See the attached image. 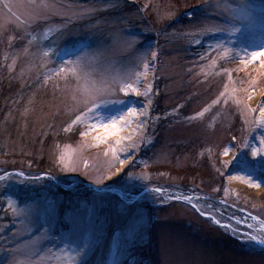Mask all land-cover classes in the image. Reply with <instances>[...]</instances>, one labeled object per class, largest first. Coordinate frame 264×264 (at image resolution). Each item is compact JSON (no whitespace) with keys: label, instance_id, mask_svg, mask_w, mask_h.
Masks as SVG:
<instances>
[{"label":"rangeland","instance_id":"obj_1","mask_svg":"<svg viewBox=\"0 0 264 264\" xmlns=\"http://www.w3.org/2000/svg\"><path fill=\"white\" fill-rule=\"evenodd\" d=\"M9 2L21 0H0V174L24 175L0 182V261L8 255L3 245L11 241L13 248H34V264H73L69 259L72 247L85 242L91 247L77 258L80 264H113L114 260L119 264H264V247L239 235L264 236L258 231L260 225L250 219L256 216L264 222V187L249 188L240 179L230 178L249 174L255 165L251 175L264 182V161H252L250 156L251 148L260 146L264 129L254 128L252 117L241 115L245 104L255 108L261 101L264 69L259 62L247 67L239 62L242 48L250 51L264 46V0H248L255 6L254 37L246 40L238 35L234 44L228 43L226 34L203 31L204 27L222 26L227 14L215 7L219 0H121L118 9L99 0H56L66 10L35 31L23 23L27 10L9 12L4 7ZM85 9L95 11L74 14ZM49 29V39L43 41V33ZM25 30L37 38L32 45ZM115 32L139 40L128 51L118 45L112 48L109 56L118 63L135 66L137 57L147 49L156 50L159 58L141 85L153 84L151 123L131 141L147 137L153 143L141 145L135 158L125 162L120 176L109 180L110 171L116 168H107L111 154H103L114 141L95 146V133L81 135L92 121L91 115L70 131L63 130L77 114L65 80L54 74L64 53L53 54L47 66L41 67L37 46L54 41L57 50L75 46L91 51L100 45L111 46ZM218 42L232 49L227 57L217 58L211 50ZM202 55L206 59L201 60ZM147 56L150 61V52ZM225 69L232 73L231 81ZM137 70H143L142 64ZM46 77H50L47 84ZM252 80L256 81L254 103L244 91L251 90ZM226 86L228 102L222 99L213 104ZM120 98H124L122 94ZM235 100L242 103L237 106ZM146 103L143 97L128 99V105L138 108ZM120 107L100 111L115 114ZM205 108L210 110L203 117L188 119ZM136 127L133 123L122 135L127 137ZM224 148L231 150L227 157ZM60 155L71 156V168L59 163ZM225 161H231L230 166L224 167ZM129 171L134 177L146 175L148 179L129 180L124 175ZM155 187L163 189V199L151 192L140 195ZM98 189L105 191L97 194ZM177 192L211 198L194 202L221 224L201 216L191 205L171 199ZM8 198L19 207L35 204L41 212L47 201H55L52 235L61 238L41 236L38 228L29 235L26 218L7 208ZM140 218L145 222L142 237L130 239L129 231ZM16 255L26 259L24 252Z\"/></svg>","mask_w":264,"mask_h":264},{"label":"snow or ice","instance_id":"obj_2","mask_svg":"<svg viewBox=\"0 0 264 264\" xmlns=\"http://www.w3.org/2000/svg\"><path fill=\"white\" fill-rule=\"evenodd\" d=\"M101 3L108 4V7L112 9H118L121 5V0H99ZM127 2V0H125ZM134 2V0H133ZM4 7L12 12L13 8H25V20L24 24L28 25L33 31L36 28L47 24L50 17L53 15H61L64 7L56 2V0H21L19 3H6ZM211 7V6H210ZM216 8L222 9L223 13H226V17H222L224 20L222 26H215L212 28L204 27L203 31L210 32L213 35L216 34H226L230 39L228 43L234 44L235 37L241 36L243 39L251 40L255 33V19H254V8L255 6L248 3V0H219L215 5ZM105 10H108L107 8ZM90 11L85 9L83 12H74L76 15H87ZM203 11V9L201 10ZM15 15V13H13ZM18 19V18H17ZM192 20V16L189 15V21ZM52 30L49 29L43 33V41H48L49 34ZM58 34H63L61 29H57ZM25 36L30 37L28 39V44L32 45L36 41V36L31 35V32L25 30ZM112 45L105 46L100 45L95 50H89L87 47L76 48L75 46L61 48L59 50L54 46L55 42H50L48 44L41 43L37 46L39 51V58L41 61V67L47 66L48 58L53 54L60 56L63 52L64 56L61 57V66H59L54 74L57 77H62L66 82V90L70 93V99L76 109L77 114L75 119L71 121L69 127L64 128L65 132L70 131L73 126L82 123L85 120L86 115H91L92 121L87 124V129L81 133L82 136L87 137L95 133L93 139L95 140V146L100 144H108V142L114 141V143L109 146L108 150L104 152V156H109L111 154V160L107 164V168L111 170L116 168L115 172H111L107 177L109 180L113 176H120V170L124 167L125 162L130 158H135V152L141 145L147 147L153 143L151 138L142 137L137 143H131L134 136L146 129L151 123L150 109L152 107V95H153V84L151 82L144 84L143 88L141 85L144 80H147L149 73L155 67L156 61L159 58V54L156 50L147 49L141 52L137 57V64L135 66H127L125 64L118 63L115 59L109 56V52L115 46L122 47L125 51L131 50L139 42L136 37H126L123 32H115L112 34ZM261 39H264V33H261ZM211 48V46H210ZM213 52L217 53V58H224L232 52V49L226 48L223 43L218 42L214 48H211ZM27 51V49H25ZM150 52L151 60H148L147 53ZM241 55L239 56V62L247 67L250 64H255L259 62L260 68L264 69V46L259 47L256 50H248L247 48L241 49ZM74 56V59L72 58ZM201 60L206 59L205 56L200 57ZM15 64V61H13ZM142 64V71L137 70ZM213 67L216 66V59L211 61ZM11 70V69H10ZM227 72L229 80L232 79V73L228 70H223ZM50 77L44 79V83L47 84ZM155 79V77H153ZM256 81L252 80L251 90L244 89L248 91V100H252L256 89ZM233 93L235 89L232 90ZM227 86L225 92L220 93V98L213 101V104H220L223 99V103H227L226 98ZM124 98L130 99L132 96L136 98L143 97L147 103L142 107H137L136 105H128V99L120 98V95ZM158 95L159 93H155ZM237 106H239L242 101L235 100ZM127 105V107H123ZM110 106H121L120 110L115 114H102L101 109H107ZM210 109L205 108L203 111L198 112L195 117H189L188 119H198L203 117L205 112ZM242 116H251V123L254 128L264 129V93H262V99L257 103L255 108L248 107L244 105L241 110ZM160 119V117H156ZM249 121L246 119L245 123ZM133 123H136L137 127L127 137L123 136L122 133L131 127ZM127 142V143H126ZM259 147H252L250 151V156L252 161H264V136L259 139ZM247 147V145H245ZM230 148H224L223 155L225 157L230 155ZM232 160L236 157L233 155ZM59 163L66 168H71L73 165V160L71 156L65 157V155H60L58 157ZM231 161H225L224 167L230 166ZM117 165L119 167H117ZM135 166V165H134ZM85 167H88L87 162H85ZM255 171V165L250 168L249 174L246 175H236L230 177L231 179H240L247 184L249 188L260 189L264 187V182H260L254 179L251 172ZM224 175L223 172L220 173ZM13 175L22 176V172H6L5 174H0V182L7 181ZM129 180H147L146 175L139 177H134L131 172L124 174ZM105 189H98L97 194H103ZM149 192L161 194V199H163L162 193L163 189L159 187L149 188ZM215 191L220 192L221 189H215ZM227 190H225L226 192ZM176 201L184 202L193 209H195L201 216L206 217L209 220H214L212 216L206 213L203 208L199 207L194 201L200 199L210 200L209 197H199L192 196L182 193H173L170 197ZM131 203V200H129ZM207 207H213L211 204H207ZM7 208L11 209L18 217L26 218V223L29 229V235L32 231L40 230L39 234L41 236H47L52 239L61 238L59 234L53 236L52 233L55 229V217L57 213V205L55 201L49 200L41 212L37 205L32 203H26L24 207H19L11 198H8ZM251 220L256 221L259 224L258 231L264 233V222L258 220L256 216H251ZM216 224H221L219 220H214ZM142 218L136 220L130 231L129 238L135 239L142 237V226L144 224ZM224 228H228V225H221ZM251 228L252 225H249ZM72 228L69 227V232ZM235 231V230H233ZM247 242H253L257 245L264 247V236H258L249 233H239ZM4 251L8 254L5 258L0 261V264H34L32 257L37 253L34 248L30 247L27 249H21L20 247L13 248L11 246V241L3 245ZM65 250L68 247V240L65 239L64 244ZM91 247L88 242L83 243L79 246H73L71 253L69 254V259L73 261V264H80L77 260L78 257H82L86 254L87 249ZM24 252L26 259L20 260L17 258L16 253ZM9 256L11 259H9ZM113 264H119L118 261L113 262Z\"/></svg>","mask_w":264,"mask_h":264},{"label":"bare ground","instance_id":"obj_3","mask_svg":"<svg viewBox=\"0 0 264 264\" xmlns=\"http://www.w3.org/2000/svg\"><path fill=\"white\" fill-rule=\"evenodd\" d=\"M256 99H257V97L253 98V99L251 100V102L254 103V102L256 101ZM258 192H259V190H258ZM262 192H263V191H262ZM255 194H257V191H255ZM115 246H116V244L114 243V244H113V249L115 248Z\"/></svg>","mask_w":264,"mask_h":264},{"label":"water","instance_id":"obj_4","mask_svg":"<svg viewBox=\"0 0 264 264\" xmlns=\"http://www.w3.org/2000/svg\"><path fill=\"white\" fill-rule=\"evenodd\" d=\"M147 192H149L148 189H145V190H143V191L140 193V195H142V194H144V193H147Z\"/></svg>","mask_w":264,"mask_h":264}]
</instances>
